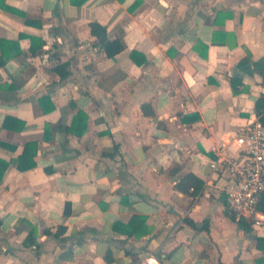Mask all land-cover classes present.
I'll use <instances>...</instances> for the list:
<instances>
[{"label":"crops","instance_id":"crops-1","mask_svg":"<svg viewBox=\"0 0 264 264\" xmlns=\"http://www.w3.org/2000/svg\"><path fill=\"white\" fill-rule=\"evenodd\" d=\"M71 1L0 9V40L22 51L0 66V264H264V227L226 214L209 167L264 96L239 68L264 58V0ZM190 173L197 196L175 188Z\"/></svg>","mask_w":264,"mask_h":264},{"label":"built area","instance_id":"built-area-1","mask_svg":"<svg viewBox=\"0 0 264 264\" xmlns=\"http://www.w3.org/2000/svg\"><path fill=\"white\" fill-rule=\"evenodd\" d=\"M233 143L238 152L230 150V142L215 147L209 167L225 181L223 190L228 210L236 221L264 227V213L258 210L259 197L264 191V125L256 113L250 116Z\"/></svg>","mask_w":264,"mask_h":264},{"label":"trees","instance_id":"trees-1","mask_svg":"<svg viewBox=\"0 0 264 264\" xmlns=\"http://www.w3.org/2000/svg\"><path fill=\"white\" fill-rule=\"evenodd\" d=\"M87 1L88 0H72L71 3L74 5H83ZM0 9H4V10L9 11V7L6 5L5 0H0ZM26 23L31 24L32 22L27 20ZM35 25L40 26L41 24L36 23ZM90 28H91L92 35L96 38V42L94 43V46L101 49L106 54V56L108 58L116 57V55H118L119 53H121L125 49V46L121 40H119V39L110 40L109 39L106 27L102 26L101 24H99L97 22H93L90 24ZM22 37L20 36V38H22ZM31 41H32V46H31L30 50L32 53L37 55L40 52H38L37 50L35 52V49H34L35 39L31 38ZM42 45H43V43H40V45H39L41 47L40 49H42ZM0 51H1L0 66L6 65V62L10 58V55L12 52H16L17 54H22L19 41L18 42H12V41H6V40L1 39L0 40ZM249 63H250L249 60L242 61L239 64V68L241 70H243L244 72L250 74V75H253L255 73H259L260 75L264 76V58L260 62L253 64V68L250 67ZM53 70L60 76L61 79H65L69 76L67 64L58 65V66L54 67ZM242 84H243L242 80L239 78L232 80V86H233L235 91H238L239 87H241ZM143 109H144V112L147 113L148 105L143 106ZM255 109H256V114L260 117V119L264 125V96H261L260 98H258L256 100ZM80 118H81V116H80ZM77 119L79 120V117ZM35 146L37 147V145H35ZM27 147H29V145L26 146V149H27ZM1 165H2V171L4 172L8 168V164L3 163L0 160V166ZM203 185H204V183L201 179H199L196 175L190 173V174L186 175L183 179H181L175 185V188H176V190H178L179 192H181L185 195L197 196L200 193V191L202 190ZM258 210L261 211L262 213H264V191L261 193V195L259 197ZM226 214L233 221H236V219L230 214L229 210H226ZM135 218H137V217H134L133 219H135ZM133 219H132V221H133ZM132 221H131V223H132ZM238 224L245 231H249L251 228V225L249 223L244 222V221L238 222ZM256 242H257V246L260 249L264 248V239L263 238H257ZM25 243L27 245L33 244L34 239L31 238V236H29ZM260 243L262 245H260ZM107 257H110V255L108 254ZM108 261H109V258H108Z\"/></svg>","mask_w":264,"mask_h":264}]
</instances>
